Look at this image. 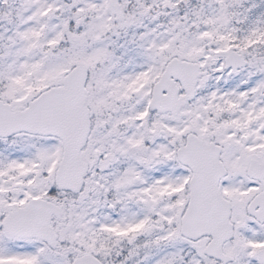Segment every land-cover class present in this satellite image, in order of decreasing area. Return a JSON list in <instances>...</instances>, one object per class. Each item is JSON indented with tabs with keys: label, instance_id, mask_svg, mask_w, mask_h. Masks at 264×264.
<instances>
[{
	"label": "snow or ice",
	"instance_id": "obj_1",
	"mask_svg": "<svg viewBox=\"0 0 264 264\" xmlns=\"http://www.w3.org/2000/svg\"><path fill=\"white\" fill-rule=\"evenodd\" d=\"M0 264H264V0H0Z\"/></svg>",
	"mask_w": 264,
	"mask_h": 264
}]
</instances>
